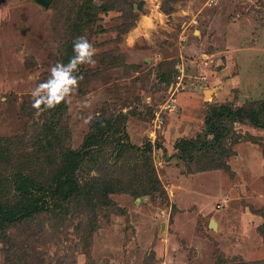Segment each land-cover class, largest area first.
I'll use <instances>...</instances> for the list:
<instances>
[{"label":"rangeland","instance_id":"374dc122","mask_svg":"<svg viewBox=\"0 0 264 264\" xmlns=\"http://www.w3.org/2000/svg\"><path fill=\"white\" fill-rule=\"evenodd\" d=\"M253 103L264 0H0V264H264V114L218 117Z\"/></svg>","mask_w":264,"mask_h":264},{"label":"clouds","instance_id":"9594fccd","mask_svg":"<svg viewBox=\"0 0 264 264\" xmlns=\"http://www.w3.org/2000/svg\"><path fill=\"white\" fill-rule=\"evenodd\" d=\"M73 55L67 63L57 62L49 69L48 77L39 82L31 92L33 106L40 109L54 108L61 100L73 93L78 83V69L81 64L96 63L95 48L86 36H78L72 44Z\"/></svg>","mask_w":264,"mask_h":264},{"label":"trees","instance_id":"16d2710c","mask_svg":"<svg viewBox=\"0 0 264 264\" xmlns=\"http://www.w3.org/2000/svg\"><path fill=\"white\" fill-rule=\"evenodd\" d=\"M214 110H215L214 111V116L218 115V113H219L218 111L219 110H217L215 108H214ZM220 113L221 114L218 116L220 118H226L228 120H232L233 118H236V117H242L244 119H249V121L251 123H253L255 126L260 127V126L263 125V123H261L259 120L262 118L261 115L264 114V103H260V104H256V103L247 104V105L238 107L236 110H232L230 106H225V108L222 111H220ZM211 121H212V119H208L207 120V123H206V126L207 127L206 128L208 130H209L210 126H211ZM234 121H236V120H234ZM73 158L75 159V157H73ZM56 173L57 174H54V175H55V177H58L59 176V173L57 171H56ZM14 180H15V184H16V181H17L16 178ZM30 181H34V180L33 179H30ZM29 185L32 186V183L30 182ZM45 185H46L45 187H42V184L41 183L40 184H36L35 186H32L31 187L30 192L32 193V191L34 189H35V191H38L39 189L42 191L43 188H47V183H45ZM30 186H29V188H30ZM111 186H115V185L112 184ZM92 187L95 188V189H97V190L101 188V187H98V186H95V185H93ZM64 191L66 192V190H64ZM74 191H76V189L71 192L72 195H74ZM55 192H56V190L53 189L52 190V194H55ZM91 192H92V189L88 193L91 194ZM75 198H78V197H75ZM90 198L88 200H90ZM7 209H8L7 206H5L4 208H1L0 207V217L3 216V215L4 216L7 215V211H8ZM34 211H36V210L34 209Z\"/></svg>","mask_w":264,"mask_h":264},{"label":"water","instance_id":"95a60500","mask_svg":"<svg viewBox=\"0 0 264 264\" xmlns=\"http://www.w3.org/2000/svg\"><path fill=\"white\" fill-rule=\"evenodd\" d=\"M40 4H43L45 7L49 6L52 0H37ZM212 225H214L213 222H211Z\"/></svg>","mask_w":264,"mask_h":264}]
</instances>
